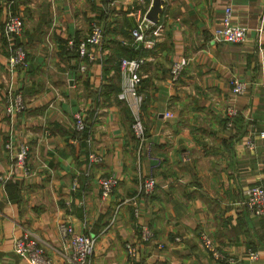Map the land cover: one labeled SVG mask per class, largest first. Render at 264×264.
Masks as SVG:
<instances>
[{
	"label": "crops",
	"instance_id": "1",
	"mask_svg": "<svg viewBox=\"0 0 264 264\" xmlns=\"http://www.w3.org/2000/svg\"><path fill=\"white\" fill-rule=\"evenodd\" d=\"M161 1L155 23L161 38L145 48L131 30L152 0H113L106 20L100 0H0V176H8L0 180V264H28L12 249L24 230L62 264L61 221L96 238L89 264H264V217L240 204L246 186L264 184L258 136L264 129V0ZM225 6L232 22L247 29L243 42L214 39ZM7 12L23 20L15 41L26 52V69H8ZM95 23L108 25V33L80 70L82 61L66 55L68 43L86 41ZM128 39L143 58L142 146L131 132L129 108L116 98L121 74L114 42ZM181 58L187 63L172 83L170 65ZM233 76L246 82L241 95L230 91ZM17 92L25 108L9 115ZM229 105L239 110L231 128L225 125ZM77 112L86 121L82 134L74 127ZM9 140L14 150L21 142L28 146L26 173L14 168ZM91 152L101 161L90 163ZM109 174L117 185L102 198L99 179ZM147 176L156 182L150 195L140 188ZM141 224L153 230L151 241L140 240ZM201 234L235 260L214 259ZM126 244L135 247L134 256ZM248 249L258 252L256 260L249 261Z\"/></svg>",
	"mask_w": 264,
	"mask_h": 264
},
{
	"label": "built area",
	"instance_id": "2",
	"mask_svg": "<svg viewBox=\"0 0 264 264\" xmlns=\"http://www.w3.org/2000/svg\"><path fill=\"white\" fill-rule=\"evenodd\" d=\"M110 5L113 0H109ZM231 7L225 6L220 25L214 30L213 36L217 41L226 43H240L246 38L247 29L241 25L234 24L231 20ZM264 12V7H263ZM24 24L19 15L7 12L3 21V32L8 40L7 66L9 70L15 67L26 69L28 61L24 48L15 44L16 38L23 34ZM161 23H153L146 18H142L131 30V37L133 41L141 42L145 48L154 47L155 43L162 35ZM102 28L100 25L92 24L91 32L86 41L78 44L76 48L77 57L82 61L80 70L85 69L84 59H93V50L100 47L102 42ZM72 42L68 43V49L72 47ZM95 51V50H94ZM143 63V58H125L118 59V66L121 74L120 90L116 95L117 100L121 101L129 108L131 112V132L138 142L139 146L145 145L146 136L145 128L141 120V105L143 97L138 92L140 75L139 70ZM185 58H181L172 62L169 68V76L172 83H175L180 78V75L186 65ZM230 91L233 95H241L246 90V82L233 76L229 79ZM25 108L22 94L15 93L10 97L6 107V113L11 115L19 113ZM226 127L231 128L233 119L236 116V109L234 106L229 105L225 111ZM166 117H171L170 112L165 113ZM74 127L77 131H82L86 128V121L83 113L77 112L73 115ZM258 136L262 140L264 146V129L258 131ZM247 146L251 149L254 148L253 141L249 140ZM5 148L10 153L13 161L14 168L27 172L26 162L28 156V146L21 142L13 149V144L9 140L5 143ZM90 163H98L101 161V156L94 152L88 155ZM262 174L264 177V154L261 163ZM8 176H0V180L4 181ZM117 185V177L114 174L101 177L99 179V188L102 198H106L111 194ZM156 182L152 176H147L140 182L141 189L145 194L152 193L155 188ZM75 186L73 183L72 188ZM243 199L240 204L247 209L254 216L264 217V184H251L246 186L243 191ZM134 214L138 213V208L135 206L133 209ZM58 235L60 239V249L63 251L64 262L62 264H89L92 255L96 238L92 235L74 231L73 227L61 221L57 225ZM139 235L142 242H149L153 239L152 230L145 224L139 226ZM177 239V238H176ZM201 242L205 250L217 260L232 263L235 259L232 256L223 254L215 245V243L205 234H201ZM126 249L129 255L134 256L136 249L131 244H126ZM12 249L15 254L24 258L28 264H57L45 252L44 246L39 242L28 230H24L22 234L13 240ZM247 257L249 261H254L258 258V252L253 249L247 250Z\"/></svg>",
	"mask_w": 264,
	"mask_h": 264
},
{
	"label": "trees",
	"instance_id": "3",
	"mask_svg": "<svg viewBox=\"0 0 264 264\" xmlns=\"http://www.w3.org/2000/svg\"><path fill=\"white\" fill-rule=\"evenodd\" d=\"M102 5H103V9L100 10V13H101V18L103 20H106L107 19V13H108V10H109V5H110V1L109 0H100ZM105 27L102 28V33H103V38L104 36L106 35V32L108 33V31L106 30V26L108 25H104ZM15 44H17L16 41H14ZM72 47L70 49H67L66 50V55L69 57V58H75L77 57V53H76V48L78 46V43H74L72 42ZM114 45H115V55L119 58V57H125V58H129V59H132V58H140V54H138V52L136 51L135 49V45L132 43V40L128 39V41H124V42H114ZM118 62V61H117ZM118 65V63H117ZM119 90V87L118 89H116V91ZM98 98V96H96V99ZM239 114V110L236 108V116L235 118L238 116ZM235 119H233L234 121ZM234 124V122H233ZM79 132L80 134L82 133H85L86 132V128L82 131H77Z\"/></svg>",
	"mask_w": 264,
	"mask_h": 264
},
{
	"label": "water",
	"instance_id": "4",
	"mask_svg": "<svg viewBox=\"0 0 264 264\" xmlns=\"http://www.w3.org/2000/svg\"><path fill=\"white\" fill-rule=\"evenodd\" d=\"M161 0H152V3L145 14V18L153 23L158 20V14L160 12Z\"/></svg>",
	"mask_w": 264,
	"mask_h": 264
},
{
	"label": "rangeland",
	"instance_id": "5",
	"mask_svg": "<svg viewBox=\"0 0 264 264\" xmlns=\"http://www.w3.org/2000/svg\"><path fill=\"white\" fill-rule=\"evenodd\" d=\"M121 57H119L118 59H120ZM141 188V187H140ZM142 190V189H141ZM143 191V190H142ZM151 193H149L148 195H150ZM149 227V226H148ZM150 229H151V227H149ZM152 230V229H151ZM152 232H153V230H152Z\"/></svg>",
	"mask_w": 264,
	"mask_h": 264
}]
</instances>
